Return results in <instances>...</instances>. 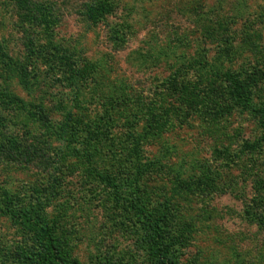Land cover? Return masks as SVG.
<instances>
[{
	"label": "rangeland",
	"instance_id": "374dc122",
	"mask_svg": "<svg viewBox=\"0 0 264 264\" xmlns=\"http://www.w3.org/2000/svg\"><path fill=\"white\" fill-rule=\"evenodd\" d=\"M45 6L50 31L29 23ZM5 93L23 106L0 102V195L65 260L157 264L116 196L158 218L174 264H264V0H0ZM42 247L0 210V264Z\"/></svg>",
	"mask_w": 264,
	"mask_h": 264
},
{
	"label": "trees",
	"instance_id": "16d2710c",
	"mask_svg": "<svg viewBox=\"0 0 264 264\" xmlns=\"http://www.w3.org/2000/svg\"><path fill=\"white\" fill-rule=\"evenodd\" d=\"M105 4L96 3L93 5H89L86 9V18L88 21L92 23L95 22L97 18V14L102 16L105 12ZM29 12V10H28ZM31 20L29 23L31 26H35L38 28H43L44 31H50V27H52L55 22L51 18L49 9L45 6L44 13L37 15H32ZM94 20V21H93ZM30 45H27V49H32L33 43L29 41ZM32 54V51L30 52ZM237 89L235 91L236 97L238 99L243 98V91H241L240 87L236 86ZM244 96L246 99V103H248V98ZM0 102L4 104V106H11L16 103H19L17 99L14 97L5 94H0ZM23 106L22 103H19ZM21 106V107H22ZM112 108V107H111ZM259 116L262 119V124L264 127V110L259 109L258 111ZM109 112L105 111V115L107 116ZM35 113L29 112L31 117H35ZM3 123L0 119V159L3 161L10 162L16 158V153L12 151V147L8 146L7 142H4L5 136L1 133L3 132ZM90 160V156H87ZM101 180L107 183L110 186V183L107 178L100 177ZM187 189V186L185 187ZM185 190V189H184ZM116 201H123L127 203L132 211L135 212L136 216L143 222L145 229H146V236L147 242L151 244V252L153 257L155 258L157 264H174L172 259L168 254V250L170 251L172 247V243H166L163 235L162 229L160 226V222L157 219L152 218L150 211L144 208L143 205L140 204V200L137 199L136 201H129L123 200L122 198H117L115 196ZM0 210L5 213L9 219L18 227L25 229L28 234L35 236L36 238L41 239L42 241V256H43V264H77L76 261H67L64 259L62 251L60 250L59 241L52 235L49 227L45 223L38 222L36 219L33 218L32 213L29 210H26L23 205H21L17 199H15L12 195L3 194L0 195ZM171 215V214H170ZM249 222L259 228L264 227V215H254L252 218L248 219Z\"/></svg>",
	"mask_w": 264,
	"mask_h": 264
}]
</instances>
